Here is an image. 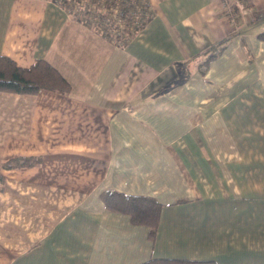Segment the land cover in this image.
<instances>
[{
    "label": "crops",
    "instance_id": "1",
    "mask_svg": "<svg viewBox=\"0 0 264 264\" xmlns=\"http://www.w3.org/2000/svg\"><path fill=\"white\" fill-rule=\"evenodd\" d=\"M147 1L120 44L55 0H0V54L70 85L0 90V264H264V0H228L236 24L222 0ZM108 190L159 202L153 233Z\"/></svg>",
    "mask_w": 264,
    "mask_h": 264
},
{
    "label": "trees",
    "instance_id": "2",
    "mask_svg": "<svg viewBox=\"0 0 264 264\" xmlns=\"http://www.w3.org/2000/svg\"><path fill=\"white\" fill-rule=\"evenodd\" d=\"M81 0H55L60 5L71 9H77L76 12L81 15L83 7L77 6ZM149 4V2L147 1ZM86 5L94 4L96 12L93 17L98 19L95 22L100 25L106 35L114 36L115 40L120 44L126 43L127 39L133 37L139 29L152 17L153 10L147 14L142 22L135 23L132 18H128L125 26L121 30L129 33L113 34V30L120 28L116 15H111L106 19L110 3L105 2V10L101 11L102 4L98 0H88ZM84 5V4H83ZM150 5V4H149ZM77 13V14H78ZM123 13V12H122ZM220 51V46L211 47V54L207 55V59ZM45 88L59 92H68L70 85L62 74L47 60L40 59L36 65L31 68H23L15 64V62L4 55L0 54V90L19 92V93H35L39 89ZM39 157L22 156L13 160L16 164L27 165L37 163ZM105 206L109 209L124 211L130 214L133 222L146 223L151 229V234L156 226L158 217V206L160 205L153 197L145 195H133L118 190H108L101 194ZM141 264H216L211 260H189L176 258H153L142 262Z\"/></svg>",
    "mask_w": 264,
    "mask_h": 264
},
{
    "label": "built area",
    "instance_id": "3",
    "mask_svg": "<svg viewBox=\"0 0 264 264\" xmlns=\"http://www.w3.org/2000/svg\"><path fill=\"white\" fill-rule=\"evenodd\" d=\"M101 4V11L105 10L104 3H110L111 7L108 10V14L105 16L106 19L110 18L111 15H116L120 28L113 30V33L125 34L121 27L125 26L128 22V18H132L135 23L142 22L144 17L149 14L151 6L147 3V0H98ZM96 7L94 4L88 5L87 8L82 9L81 13H84L91 17L95 22L98 21L93 14L96 12ZM123 12V13H122ZM222 12L225 16L237 23V18L239 16L238 12L233 10L231 2L228 0H222Z\"/></svg>",
    "mask_w": 264,
    "mask_h": 264
},
{
    "label": "rangeland",
    "instance_id": "4",
    "mask_svg": "<svg viewBox=\"0 0 264 264\" xmlns=\"http://www.w3.org/2000/svg\"><path fill=\"white\" fill-rule=\"evenodd\" d=\"M88 0H81L80 4H76L77 6L83 7V9L87 8L88 5H86L85 3H87ZM84 4V5H83ZM130 18V17H129ZM125 33H129V30H126Z\"/></svg>",
    "mask_w": 264,
    "mask_h": 264
}]
</instances>
